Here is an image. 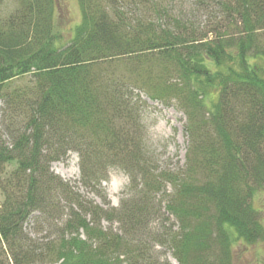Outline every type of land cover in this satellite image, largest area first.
<instances>
[{"label": "trees", "instance_id": "obj_1", "mask_svg": "<svg viewBox=\"0 0 264 264\" xmlns=\"http://www.w3.org/2000/svg\"><path fill=\"white\" fill-rule=\"evenodd\" d=\"M15 2L0 16L6 264H161L155 245L177 264H233L235 240L264 238L252 206L264 187V0H195L214 18L204 33L171 0H77L64 44L59 0ZM135 90L185 116L181 171H157L146 152ZM69 153L80 187L118 167L130 197L117 207L86 199L50 168ZM164 214L175 230L151 231ZM26 223L53 228L32 239Z\"/></svg>", "mask_w": 264, "mask_h": 264}, {"label": "rangeland", "instance_id": "obj_2", "mask_svg": "<svg viewBox=\"0 0 264 264\" xmlns=\"http://www.w3.org/2000/svg\"><path fill=\"white\" fill-rule=\"evenodd\" d=\"M172 14H191L194 22H199V32H206L214 21L213 16L209 18L208 12H197L193 6L195 0H171ZM16 7L15 0H0V16L6 17ZM194 13V18L192 17ZM80 11L77 0H59V7L54 16L55 29L61 35L60 44L68 41L72 35L74 27L80 22ZM210 23V25H209ZM138 104L140 105V123L143 129V143L146 152L151 157L157 171L168 170L181 171L184 167L187 150V136L184 132L185 116L177 109L174 101L163 104L159 101H151L142 91L135 90ZM209 97L215 99V93L210 92ZM1 107V104H0ZM75 160V164L74 161ZM54 174L62 180L72 185H77L79 191L88 200H92L102 205L104 195L110 206L117 207L121 201L130 197L127 191L129 179L127 174L118 167L109 169L106 179L101 181L94 189H84L79 186L78 159L74 153H69L64 160L54 162L50 166ZM171 187L166 185L169 193ZM97 191V192H96ZM165 194L160 193L157 197L164 199ZM0 195V201H1ZM252 206L258 212L259 221L264 231V187L252 198ZM163 223V224H159ZM107 226V222H103ZM116 224H114L115 227ZM176 221L167 214L159 219H154L151 224V231H156L160 227L173 228L175 230ZM26 223L25 230L30 233V238H39L47 234L52 224L44 223L42 230L36 233L37 226ZM155 258L161 264H177L171 257L170 252L161 246H154ZM233 264H264V238L253 244H245L235 240L232 243ZM0 261L6 264L4 255L0 252Z\"/></svg>", "mask_w": 264, "mask_h": 264}, {"label": "bare ground", "instance_id": "obj_3", "mask_svg": "<svg viewBox=\"0 0 264 264\" xmlns=\"http://www.w3.org/2000/svg\"><path fill=\"white\" fill-rule=\"evenodd\" d=\"M73 162H74V164H75V160H74Z\"/></svg>", "mask_w": 264, "mask_h": 264}]
</instances>
